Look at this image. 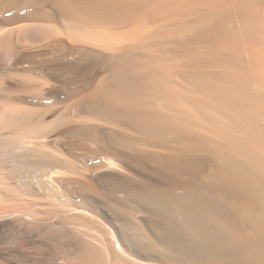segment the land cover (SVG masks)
<instances>
[{
  "label": "bare ground",
  "instance_id": "1",
  "mask_svg": "<svg viewBox=\"0 0 264 264\" xmlns=\"http://www.w3.org/2000/svg\"><path fill=\"white\" fill-rule=\"evenodd\" d=\"M0 264H264V0H0Z\"/></svg>",
  "mask_w": 264,
  "mask_h": 264
}]
</instances>
